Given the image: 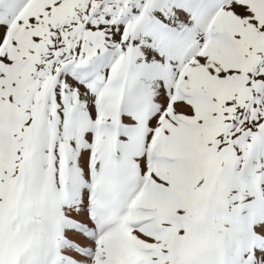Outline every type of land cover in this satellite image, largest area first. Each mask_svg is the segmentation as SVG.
<instances>
[{
    "label": "snow or ice",
    "instance_id": "6c2138e0",
    "mask_svg": "<svg viewBox=\"0 0 264 264\" xmlns=\"http://www.w3.org/2000/svg\"><path fill=\"white\" fill-rule=\"evenodd\" d=\"M0 264H264V0H0Z\"/></svg>",
    "mask_w": 264,
    "mask_h": 264
}]
</instances>
